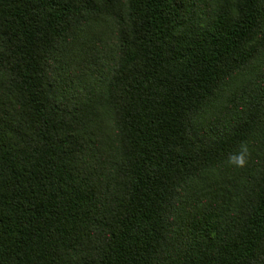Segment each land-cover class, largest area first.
Returning <instances> with one entry per match:
<instances>
[{
  "label": "trees",
  "instance_id": "1",
  "mask_svg": "<svg viewBox=\"0 0 264 264\" xmlns=\"http://www.w3.org/2000/svg\"><path fill=\"white\" fill-rule=\"evenodd\" d=\"M0 264H264V0H0Z\"/></svg>",
  "mask_w": 264,
  "mask_h": 264
},
{
  "label": "snow or ice",
  "instance_id": "2",
  "mask_svg": "<svg viewBox=\"0 0 264 264\" xmlns=\"http://www.w3.org/2000/svg\"><path fill=\"white\" fill-rule=\"evenodd\" d=\"M242 162V161H241Z\"/></svg>",
  "mask_w": 264,
  "mask_h": 264
}]
</instances>
